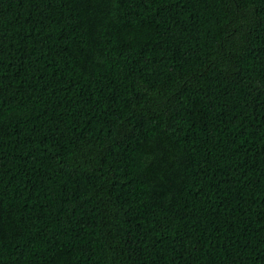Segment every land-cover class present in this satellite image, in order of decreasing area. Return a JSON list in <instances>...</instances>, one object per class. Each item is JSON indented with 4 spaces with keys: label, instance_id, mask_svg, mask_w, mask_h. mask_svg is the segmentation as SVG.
Listing matches in <instances>:
<instances>
[{
    "label": "trees",
    "instance_id": "trees-1",
    "mask_svg": "<svg viewBox=\"0 0 264 264\" xmlns=\"http://www.w3.org/2000/svg\"><path fill=\"white\" fill-rule=\"evenodd\" d=\"M0 264H264V0H0Z\"/></svg>",
    "mask_w": 264,
    "mask_h": 264
}]
</instances>
